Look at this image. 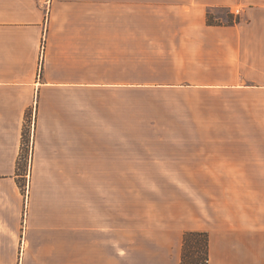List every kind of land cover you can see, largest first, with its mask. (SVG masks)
Returning <instances> with one entry per match:
<instances>
[{
  "label": "crops",
  "instance_id": "crops-1",
  "mask_svg": "<svg viewBox=\"0 0 264 264\" xmlns=\"http://www.w3.org/2000/svg\"><path fill=\"white\" fill-rule=\"evenodd\" d=\"M215 11L239 22L206 25ZM134 48L163 62L143 82L188 88L162 92L188 95L189 110L241 111L206 120L215 137L177 140L197 155L164 177L264 179V0H0V264H180L192 232L208 235L207 264H263L261 212L248 227L245 209L231 214L221 198L203 219L156 203L118 222L111 186L86 203L78 110L102 94L132 108V90L98 89L132 86ZM31 111L32 147L17 170Z\"/></svg>",
  "mask_w": 264,
  "mask_h": 264
},
{
  "label": "rangeland",
  "instance_id": "rangeland-1",
  "mask_svg": "<svg viewBox=\"0 0 264 264\" xmlns=\"http://www.w3.org/2000/svg\"><path fill=\"white\" fill-rule=\"evenodd\" d=\"M212 16L214 19L219 17L221 22L227 19L222 11H215ZM108 63L106 58H102L103 71L110 69L104 66ZM160 63L163 62L152 57L149 51L134 48L132 86L122 84L98 89L132 90V108L125 110L120 105V99L102 94V98H96L97 95L94 98L86 97L84 110H78L79 120L82 118L85 128L86 203H91L95 197L93 188H96L98 196L104 188L111 186L118 222L126 217L140 220L141 212L148 205L151 208L156 203L161 210L203 219L204 211L210 209V203H215V198H221L218 202H224L231 214L238 210L241 213L245 209L248 227L254 218L260 224L261 212L264 264V179L166 178V173H163L176 169L175 161L197 155L194 152L196 148L182 146L177 140L215 137L216 133L206 128V120L229 114L240 116L241 111L189 110L187 102L192 99L186 97L188 95L162 92L188 88L160 87L143 82L155 79L164 72L163 68L157 67ZM32 117L33 111L26 122L27 155L32 147ZM238 133L225 132V137H238ZM114 140L117 147H110L109 153L105 147ZM125 140L132 141L126 151L120 146ZM24 165L26 170L25 159ZM104 172H111L112 177L104 178ZM63 181L69 185V203L75 204L77 180ZM208 259L203 264H207Z\"/></svg>",
  "mask_w": 264,
  "mask_h": 264
},
{
  "label": "trees",
  "instance_id": "trees-1",
  "mask_svg": "<svg viewBox=\"0 0 264 264\" xmlns=\"http://www.w3.org/2000/svg\"><path fill=\"white\" fill-rule=\"evenodd\" d=\"M225 22H221L213 18L212 14L206 13V25L220 26V25H233L239 22V18H234L232 14L228 13ZM29 119V112L26 113L24 125L22 130V146L19 158L16 162V169L22 170L23 159L26 154V122ZM191 238V239H190ZM190 240V242H189ZM189 245L187 246V244ZM208 235L205 232H192L184 233L182 236V249L180 256V264H203L208 257Z\"/></svg>",
  "mask_w": 264,
  "mask_h": 264
},
{
  "label": "built area",
  "instance_id": "built-area-1",
  "mask_svg": "<svg viewBox=\"0 0 264 264\" xmlns=\"http://www.w3.org/2000/svg\"><path fill=\"white\" fill-rule=\"evenodd\" d=\"M40 66H41V64H40ZM33 122H34V120H33V117H32V126H33Z\"/></svg>",
  "mask_w": 264,
  "mask_h": 264
}]
</instances>
